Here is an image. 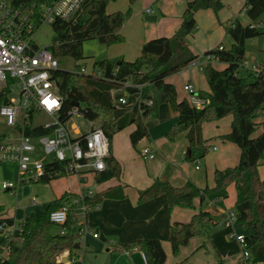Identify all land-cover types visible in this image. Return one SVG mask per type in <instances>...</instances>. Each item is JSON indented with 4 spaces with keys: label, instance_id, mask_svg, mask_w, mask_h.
Listing matches in <instances>:
<instances>
[{
    "label": "trees",
    "instance_id": "1",
    "mask_svg": "<svg viewBox=\"0 0 264 264\" xmlns=\"http://www.w3.org/2000/svg\"><path fill=\"white\" fill-rule=\"evenodd\" d=\"M19 1L27 11L36 3L39 15L41 5L46 0ZM111 1L116 0H90L76 21L56 20L52 24L55 35L49 46L51 52L56 57L71 56L81 60L84 59L83 45L86 40L97 39L106 46L123 42L121 29L131 16V5L136 0H129L130 7L125 12L109 13L107 7ZM223 7L224 0H187L179 29L171 37L147 41L134 61L101 59L93 64L95 74L80 73V68L75 72L58 70L54 78L63 99L62 119L69 117L73 102L86 103L85 116L101 125L111 144L117 133L135 124L131 141L136 147L139 141L149 136L147 121L158 117L160 106L166 103L183 117L168 133L169 139L173 140L178 133L186 132L190 148L200 149L204 155L209 146L203 137V124L232 116L231 131L224 139L240 147V160L234 167L215 171V187L200 188L191 181L176 187L169 182L156 180L140 191L139 202L166 195L170 208H191L195 198H200L203 205H208L210 201L223 205L229 197L228 188L233 184L237 191L234 208L238 216L237 224L247 237L250 259L264 264V179L259 174V166L264 160V133L253 136L258 125L256 119L264 116V50L263 60L257 64L258 71L243 69L247 60V41L261 34L258 25L264 15V0H247L245 3L249 24L244 25L239 20L230 23L227 31L233 39L231 49L207 52L214 53L218 60L228 66L223 70L211 63L204 66L203 72L211 92L205 97L208 101L203 108L192 105L187 97L179 100L176 86L166 81L167 77L181 71L198 57L187 42V37L197 28V12L208 8L218 12ZM129 81L142 85L140 114L136 118L130 115L116 117L112 90ZM149 101L151 104H148ZM27 132L30 135L47 133L39 127ZM121 174V164L110 154L107 169L97 174L96 182L100 184L111 178H120ZM85 199L90 207H94L101 197L94 195ZM66 201L67 195L64 194L48 205L41 215L28 217L22 223L21 232L10 236V253L2 263L62 264L59 257L65 251H69L70 257H73L82 248L78 236L72 234L75 225L73 216L70 214L64 225L71 232L66 235L61 234V226L50 219L51 212ZM3 211L4 207L0 205V226L14 225V220L1 218ZM214 220L209 211L201 209L189 222L175 223L169 237L174 254H178L180 247L188 244L192 237L209 234L217 225ZM6 243L7 235L0 230V250ZM125 248H138L145 254L147 264H164L166 261V252L159 239H137L125 244Z\"/></svg>",
    "mask_w": 264,
    "mask_h": 264
},
{
    "label": "crops",
    "instance_id": "2",
    "mask_svg": "<svg viewBox=\"0 0 264 264\" xmlns=\"http://www.w3.org/2000/svg\"><path fill=\"white\" fill-rule=\"evenodd\" d=\"M136 1L152 3L153 6L147 9H151L153 12L148 14L146 9L144 11L146 15L145 19L143 12L136 9L133 11L132 9L131 16L126 20L121 29L124 41L107 46V48L101 51V59L134 61L140 56L142 47L147 41L159 37H171L181 26L187 0ZM246 2L247 0H225V7L218 13L216 20L212 14L213 12L207 10L206 17L210 21V28L215 29V31L220 30L217 29V19L221 21L228 19V24L234 20H239L244 25L249 24L250 19L247 15L242 19L239 17L240 10H242ZM226 7L228 8L226 9ZM124 10V8H116L110 11L107 7L109 13ZM230 11H235V13H231ZM204 12H197L196 20L198 23L199 15ZM231 14H235V19L231 18ZM148 16H156L157 19L156 21H149L147 20ZM224 16H226L225 19H223ZM194 33L187 37V42L193 53L198 57L207 54L211 50H216L222 45V43H219L216 45V47L218 46L217 48L215 46L207 47L204 49V53L200 51L196 52L191 43V40L194 38ZM246 57H248V52H246ZM247 61L250 62L249 60ZM261 62L256 64L259 65ZM212 64L219 70H223L228 66L227 63L220 60H216ZM190 68L192 69H183L180 72L170 75L166 78V81L174 84V76H177L183 79L184 84L188 82L195 84L197 94L200 97H207L211 89L205 76L196 70V67L190 66ZM243 69L248 70V68ZM91 70L88 71L91 72ZM127 83L138 87L137 97L133 99V103H126L128 106L124 105L119 114L116 111L115 115L116 117L130 115L131 118H136L140 114L141 92L139 91L142 88L140 85L130 81L124 83L122 86H125ZM114 90L116 89L112 90V96ZM121 97H125L123 93H120L116 98L119 101ZM186 97V92L182 98L178 95L179 100ZM119 103L121 102L119 101ZM182 119L183 117L173 111L168 104H162L159 108L158 117L151 119L149 124L147 121L148 129H150L149 136L139 141L136 147L133 146L131 141V134L136 129L135 124L127 126L113 137L111 154L121 164L122 174L120 178H111L99 184L96 182L95 177L94 179L90 178L91 183L84 184L83 180H79L76 177H64L69 179L74 178L76 182L72 185L68 183L63 191L58 194L52 191V194L46 200L47 202L45 201L44 206L42 208L40 207L36 213H26V215L18 219L16 208L10 210L4 204H0L4 207L1 218L14 220V225L11 228L13 230L11 232L13 234L20 233L22 223L28 217L41 215L48 205L54 200L61 198L64 194L67 195L68 200L69 197H75L74 194L80 196L92 190L96 196L101 197L98 208L93 207L86 214L83 213L82 215L76 214L74 209L75 205L72 206L71 215L75 220V225L79 221L86 220L91 231L99 234L97 238L92 233L87 234L83 240L78 237L82 245L81 249L94 248L99 253L106 249L107 252L115 256L112 264H135L134 258L139 264H144L142 252L138 248L127 249L125 248V244L137 239H159L166 252V261L164 264H216L219 261L222 264H239L241 247L235 239H232L230 242L227 240L229 234L242 232L241 230L235 229V224L228 227L216 225L209 234L192 237L188 244L180 247L178 254H174L172 244L169 240L171 227L175 223L189 222L201 209L209 211L214 216L216 223L223 222L227 212L234 210L227 207V201L229 199L233 201V205L236 201L237 191L233 184L228 188L229 199H225L223 205H218L212 201L208 205H203L200 198H195L194 205L191 208L180 206L170 208L166 195H160L148 201L139 202L140 191L150 187L156 180L169 182L176 187L184 186L187 182L191 181L200 188H213L216 185L214 179L217 169H226L238 164L231 165L232 163L230 162H234L235 159H232L229 154L230 152L235 153L237 151L236 145L227 139H223L231 131L232 116L203 125V135L206 145L211 146L210 141L217 138L220 139L217 142L221 144L220 148H217V146L213 147L214 151L219 153L215 155L217 162L211 167L210 171L203 169L202 166L196 165L193 162L194 158L192 157V151L191 154L189 153L190 146L186 132L178 133L173 140L169 139L168 133ZM256 122L258 125L253 135L254 137L264 133V116L258 117ZM157 128L158 131H156ZM211 138L213 139L210 140ZM145 147L150 148L154 152L155 157L153 159H145L141 156L140 152ZM259 174L261 179H264V160L259 166ZM52 181L48 183L50 184ZM75 183L80 187L76 186L72 190L70 187H73ZM18 192L20 195V204V201H22L20 199L22 193L20 191ZM34 198L35 201H33ZM37 202L38 198L33 196L30 199L29 207L26 209L31 210L32 207H37ZM80 216H83L84 219L80 220ZM75 225L73 226L74 230ZM223 229L226 230L224 231ZM74 230L72 234L75 233ZM80 250L73 257H70L69 251H65L59 257V261L62 264H87L85 261L78 260L80 257L78 252ZM2 252L3 250H0V260Z\"/></svg>",
    "mask_w": 264,
    "mask_h": 264
},
{
    "label": "built area",
    "instance_id": "3",
    "mask_svg": "<svg viewBox=\"0 0 264 264\" xmlns=\"http://www.w3.org/2000/svg\"><path fill=\"white\" fill-rule=\"evenodd\" d=\"M90 0H46L41 5V12H36V3L25 9L19 0H0V166L11 164L17 166V181L3 180L0 192H15L22 184L32 182H48L59 177H76L88 181L107 169V158L111 154V141L99 123L90 120L84 114L85 106L81 103L72 105L69 117L62 119L63 99L59 86L54 78L59 69L56 57L48 45H41L35 40L40 26L52 25L56 20L76 21L83 12L84 5ZM247 7L244 8L246 11ZM151 14L153 11L147 9ZM253 27V25H252ZM218 50H224L220 45ZM216 49V50H217ZM218 60L214 53H207L193 60L189 66L203 70L204 66ZM244 68L258 71L257 64L247 60ZM80 73L95 74L86 67L80 68ZM142 88V85H140ZM188 101L197 108H203L207 99L200 97L193 83L184 84ZM125 103L124 97L119 98ZM151 104V101L148 102ZM45 113L50 116L49 123L34 125L36 117ZM84 117L87 129L74 122V119ZM42 128L47 133L40 135L28 134L29 129ZM145 159H153L154 152L145 147L140 152ZM95 193L87 191L79 198L69 197L58 209L50 214V219L61 226V234L71 232L64 225L68 222L72 206L81 204L84 214L93 207L86 203V196ZM35 201V198L33 199ZM98 208L99 205H95ZM238 222L237 212L228 211L219 226H233ZM79 227L74 233L79 238L92 233L86 220L78 222ZM12 226H0L7 235V243L2 248L0 264L8 258L10 248L8 241L13 234ZM241 247L239 264H263L252 262L248 250V240L245 233L230 234ZM144 264L147 258L142 252ZM118 264V263H116Z\"/></svg>",
    "mask_w": 264,
    "mask_h": 264
},
{
    "label": "rangeland",
    "instance_id": "4",
    "mask_svg": "<svg viewBox=\"0 0 264 264\" xmlns=\"http://www.w3.org/2000/svg\"><path fill=\"white\" fill-rule=\"evenodd\" d=\"M151 6H153L152 3H148V2H144V1H139V2L135 1L131 5L133 11L136 9L138 11L143 12V16L145 19H146V15L144 14V11L147 8H150ZM129 7H130L129 0H116V1H111L108 4V9L110 11L115 10L116 8H118V9L124 8L125 9L124 11H126ZM224 7H225V4H224ZM240 7H242V6H240ZM223 8L221 10H219L218 12H215L211 8L201 9L198 11V13L204 12V11L205 12L201 13L199 15V23L197 22V28H196L195 33H194V38L191 40V43L194 46L193 48L195 49L196 52L200 51V52L204 53V51H205L204 49H206L207 47H213V46L216 47V45L219 43H222V45L224 44L226 50L231 49L232 37L230 36V34L227 31V28L230 25V23L228 24L229 20L226 19L224 21H221V20L217 19V21H218L217 22V26H218L217 29H220V30L215 31V29L210 28V21L206 17L207 16L206 11L210 10L213 12L212 14L216 20L218 13L220 11H222ZM227 8L228 7H226V9ZM244 8H245V5L243 6L242 10H240L241 11L240 15H239L240 19L246 17V15H247ZM231 13H235V11L231 12ZM225 18H226V16H224L223 19H225ZM231 18L235 19V14H231ZM262 19H264V15H263ZM214 23H215V21H214ZM258 30L261 31V34L259 36H257L256 38L249 39L246 43V49H247L246 51L248 52L247 60L250 61V64L259 63L262 61L261 59H263V50L262 49H264V21L261 22ZM54 35L55 34L53 31L52 25L45 23L42 26H40L39 31L36 33L35 40L41 45L50 46L53 43ZM105 48H107V46L101 44L97 39L86 40L84 42V45H83L84 59L76 60L75 58H73L71 56H60V57H58L59 69L65 70V71L75 72L81 67L82 68L86 67L87 70H91V68H93L94 62L101 59V57H100L101 51L104 50ZM187 68L192 69V68H190L189 65L183 69H187ZM196 70H198L199 72H201L203 74V76H205L203 70H201L200 68H197V67H196ZM242 76H245V75L243 74ZM205 79H206V76H205ZM206 81H207V79H206ZM128 84H130V83H127V84H125V86H121V87L117 88L113 92V96H112L113 102L116 105V111L118 114L120 113V111H122L123 106L127 105L126 103H128V104H129V102L133 103L134 102L133 99H135L137 97V94H138L137 88L138 87H135L132 84H130V85H128ZM174 84L176 86L179 97L182 98L184 96V93H185V90L183 89V86H184L183 85L184 84L183 79L179 78L177 76H174ZM194 86H195V90L197 92L196 85L194 84ZM123 90H124V92H123ZM139 92H141V91H139ZM120 93H123V95L125 96L124 97L126 99L125 103H119V101L117 100L116 97ZM140 98H141V93H140ZM81 104L83 107L86 106V103H84V102H82ZM116 111H115V113H116ZM228 117H230V116H227L224 118H228ZM224 118H222V119H224ZM50 121H52V120H51L49 115H47L45 113H41L36 117L34 125H41V124L49 123ZM217 121H219V120H217ZM74 122H77L82 127L83 131L87 129V121L84 117H79L78 119H74ZM150 122H151V119L148 120V124ZM214 122H216V121H208V122H205L204 124H207V123L211 124ZM160 130H161V128H160ZM156 131H158V128L156 129ZM203 137H204V135H203ZM212 139L213 138H211L210 140H212ZM217 140H220V139L217 138V139H213L212 141H210L211 146H209L208 152L205 153L204 155H202V151L200 149L190 148V150L192 151V154H193L192 157L194 158L193 162H195L196 165L202 166L203 169H208V171H210L211 167L217 162L215 155L217 153H219V152L214 151L213 147L217 146V148H220V146H221V144L218 143ZM232 143L236 145L237 151L235 153L234 152L229 153L231 155V158L235 159L234 162H230V163H232L231 165H236L237 163H239L241 150H240V147L236 143H234V142H232ZM17 173H18V170H17V166H15V165L5 164V165L0 166V186H1V183L3 180H15V181H17V175H18ZM83 181H84V184L91 183L90 179L88 181H85V180H83ZM214 181H215V179H214ZM74 182H76V180L74 178L69 179V178L59 177V178L54 179L50 184L48 182H44V181L32 182V183H29L28 185L22 184L20 187H18V189H16L15 192H12V191L0 192V204H4L5 207L7 209H10V210L11 209L14 210L16 208L17 218L20 219L23 215H26V213H36V211H38L40 207L42 208L44 206V203L47 202L46 200L49 197V195L52 194V191H54L58 194L61 191H63L65 186L68 185V183H70L72 185ZM46 183H48V184H46ZM76 186L80 187L77 183H75L73 185V187L71 186L70 188L73 190L74 187H76ZM18 191H20L22 193V197L20 198L22 201H20L21 202L20 204H19L20 195H19ZM33 196H36L38 198L37 207H32L31 210L26 209L27 207H29L30 199H32ZM74 196H75V198H79V195H77V194H74ZM74 207H75L74 209H75L76 214H82L83 215V211H82V209H80V207H81L80 204H75ZM227 207L229 209L235 208V204L233 205V201L231 199H229L227 201ZM79 218H80V220L84 219L83 216H80ZM234 226H235V229L240 230V227L238 224H235ZM78 227H79V224H76L75 230L73 228L74 232L77 231ZM85 237H86V235H84V236L82 235L81 238H79V239L83 240ZM227 240L229 242L232 240V238H230V234L228 235ZM78 253L80 256L78 260L85 261V262H87V264H112L114 262L113 259H115V256L112 255L111 253L107 252L106 249H104L103 251H101L99 253V252H96L94 248H92V249L88 248L86 250L81 249ZM111 255H112V257H111ZM134 262H135V264H139L135 258H134Z\"/></svg>",
    "mask_w": 264,
    "mask_h": 264
},
{
    "label": "water",
    "instance_id": "5",
    "mask_svg": "<svg viewBox=\"0 0 264 264\" xmlns=\"http://www.w3.org/2000/svg\"><path fill=\"white\" fill-rule=\"evenodd\" d=\"M156 19H157L156 16H148V17H147V20H149V21H156ZM79 103H80V102H73L72 105H78ZM189 153L191 154V150H190ZM190 154H189V155H190Z\"/></svg>",
    "mask_w": 264,
    "mask_h": 264
}]
</instances>
